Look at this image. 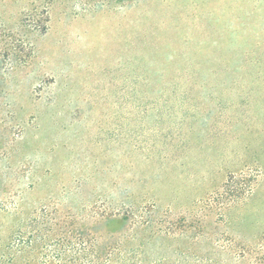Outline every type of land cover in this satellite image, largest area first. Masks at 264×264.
<instances>
[{"label":"rangeland","instance_id":"obj_1","mask_svg":"<svg viewBox=\"0 0 264 264\" xmlns=\"http://www.w3.org/2000/svg\"><path fill=\"white\" fill-rule=\"evenodd\" d=\"M1 206L0 264H43L7 246L45 220L264 264V0H0Z\"/></svg>","mask_w":264,"mask_h":264},{"label":"trees","instance_id":"obj_2","mask_svg":"<svg viewBox=\"0 0 264 264\" xmlns=\"http://www.w3.org/2000/svg\"><path fill=\"white\" fill-rule=\"evenodd\" d=\"M3 205V204H2ZM15 205L13 210H15ZM3 206L0 210H4ZM30 221L26 224L25 230L21 229V223L13 231L11 245L8 248L16 247L20 250L28 248H35L39 240L43 242V248H46V255H50V263L45 255L43 264H60L62 262V255L66 253L71 255L70 262L66 261L65 264H112L120 248L119 242H112L109 240H100L99 238L91 237L85 232V229L77 230H60L64 228L62 224H53L49 220H45L42 226H37ZM53 231L61 233L55 239ZM45 239V240H43Z\"/></svg>","mask_w":264,"mask_h":264}]
</instances>
